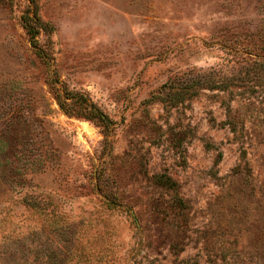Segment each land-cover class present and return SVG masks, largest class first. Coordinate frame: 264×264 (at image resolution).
Instances as JSON below:
<instances>
[{"label": "rangeland", "instance_id": "rangeland-1", "mask_svg": "<svg viewBox=\"0 0 264 264\" xmlns=\"http://www.w3.org/2000/svg\"><path fill=\"white\" fill-rule=\"evenodd\" d=\"M0 264H264V0H0Z\"/></svg>", "mask_w": 264, "mask_h": 264}, {"label": "trees", "instance_id": "trees-1", "mask_svg": "<svg viewBox=\"0 0 264 264\" xmlns=\"http://www.w3.org/2000/svg\"><path fill=\"white\" fill-rule=\"evenodd\" d=\"M25 28H26V30H27V33L30 35V37L33 39V44H37V42H35L36 40H35V37H36V35L38 34L37 33V30H35V28L34 27H32V26H30L29 24H26V26H25ZM40 28H43L44 30H45V25L42 27H40ZM67 111H68V109H67ZM92 113H94V111L92 112Z\"/></svg>", "mask_w": 264, "mask_h": 264}]
</instances>
